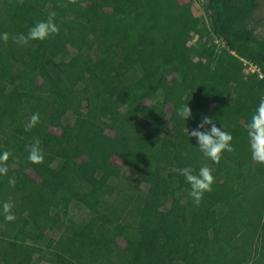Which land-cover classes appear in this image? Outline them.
<instances>
[{
  "label": "trees",
  "instance_id": "obj_1",
  "mask_svg": "<svg viewBox=\"0 0 264 264\" xmlns=\"http://www.w3.org/2000/svg\"><path fill=\"white\" fill-rule=\"evenodd\" d=\"M201 2L204 17L192 0H0V264H264V164L246 131L264 97V37L247 26L259 3ZM52 12L58 35L14 42ZM205 116L233 136L219 164L188 135ZM205 165L215 182L197 206L178 169ZM123 167L135 181L113 185ZM73 203L85 220L67 218Z\"/></svg>",
  "mask_w": 264,
  "mask_h": 264
},
{
  "label": "clouds",
  "instance_id": "obj_2",
  "mask_svg": "<svg viewBox=\"0 0 264 264\" xmlns=\"http://www.w3.org/2000/svg\"><path fill=\"white\" fill-rule=\"evenodd\" d=\"M69 3L76 4L77 0H69ZM61 6L67 7V4H62ZM54 17L55 12L50 13L47 21L37 22L30 28L27 35L20 34L14 36L12 39L15 43L26 46L30 41H43L53 34L58 35L59 27L54 22ZM2 39L7 42L9 34L3 33ZM177 115L182 120H188V118L193 115L188 103L179 107ZM39 122V114H33L29 122L25 125V131H31ZM206 125H211V128H205ZM246 131L252 159L264 164V97L260 99L258 107L248 121ZM188 135L197 138L199 150L203 153L204 157L216 164L220 163L223 152L235 151L232 144V134L217 127L211 117L205 116L197 129L188 130ZM39 145L40 141L37 139L32 145L27 146L29 152L28 160L33 164H42L44 162V154ZM9 157L10 153L8 151H4L0 154V175H7L9 170L7 164ZM178 171L190 185L188 194L198 206L202 202L204 194L212 191V185L215 182L212 169L205 165L200 167L198 172L192 167H184L178 169ZM15 183L16 181L14 178L9 180L10 185L15 186ZM183 202L184 201H181V203ZM12 208L13 205L10 202H4L2 205V214L9 222L14 221L16 218L12 212Z\"/></svg>",
  "mask_w": 264,
  "mask_h": 264
},
{
  "label": "rangeland",
  "instance_id": "obj_3",
  "mask_svg": "<svg viewBox=\"0 0 264 264\" xmlns=\"http://www.w3.org/2000/svg\"><path fill=\"white\" fill-rule=\"evenodd\" d=\"M193 1V11L195 14L200 15V16H206L207 11L205 10L201 0H192ZM258 7L253 11L252 13V17L249 19L247 26L253 31V33H255L256 35H258L259 37L263 38L264 37V0H258ZM207 36H209V39H213L215 40V42L217 43L218 46L224 47V42L222 40H220L219 38H216V36H213V34L208 33ZM198 35L196 30H192L191 32V36L188 39V45H190L191 47H196L198 46ZM192 57L195 58V54L192 51ZM240 58L243 59L244 64H246L247 66V70L253 72V73H258V68L255 66V63H253L252 60H250L249 58H244L242 57V55L240 56ZM259 76V75H258ZM264 76V75H261ZM114 162L118 163V164H122V161L120 158L117 157H113L112 159ZM135 174L131 173L130 170L126 167H123V176L118 178V179H114L111 180V183L113 185H120V186H124L127 185V181H135ZM135 186V185H134ZM138 187V188H137ZM136 188H133L134 192H136L138 194L139 190H145V187H143L142 184L138 185ZM116 192V191H115ZM113 197V196H112ZM111 197V198H112ZM57 211L61 212L62 209L61 208H57ZM67 218H70L71 220H73L74 222H79L82 220H85L88 215H87V210L80 204H71L67 214H66ZM11 245H14V242L11 241ZM57 258L63 263V264H74L71 260L65 258L63 255L58 254ZM36 262V260H35ZM38 262V260H37ZM42 264H50L48 262H44L41 261Z\"/></svg>",
  "mask_w": 264,
  "mask_h": 264
}]
</instances>
